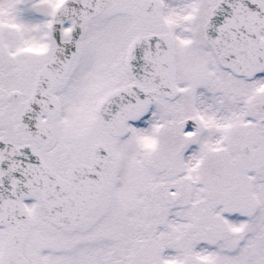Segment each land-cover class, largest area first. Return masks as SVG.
<instances>
[{
  "label": "snow or ice",
  "instance_id": "snow-or-ice-1",
  "mask_svg": "<svg viewBox=\"0 0 264 264\" xmlns=\"http://www.w3.org/2000/svg\"><path fill=\"white\" fill-rule=\"evenodd\" d=\"M0 264H264V0H0Z\"/></svg>",
  "mask_w": 264,
  "mask_h": 264
}]
</instances>
